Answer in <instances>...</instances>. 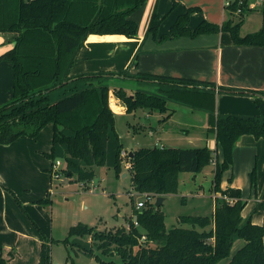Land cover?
I'll return each mask as SVG.
<instances>
[{
    "label": "trees",
    "instance_id": "1",
    "mask_svg": "<svg viewBox=\"0 0 264 264\" xmlns=\"http://www.w3.org/2000/svg\"><path fill=\"white\" fill-rule=\"evenodd\" d=\"M145 2L0 0V32L16 34L13 47L0 55V62L8 60L14 68L13 96L0 106V144H11L21 136L36 137L51 123L52 146L45 155L53 164L57 159L63 160L62 172L66 177L87 186L95 176V166L113 168L117 175L130 174L132 186L146 194L147 200L141 210L134 209L135 219L130 217L128 227L99 229L80 222L71 227L64 239L103 264H264V224L254 223L251 217L244 220L247 201L241 189L222 188L224 173L234 163L238 139L244 134L264 139V92H250L259 110L257 115L218 114L213 81L153 73L136 76L128 71L118 73L168 84L169 100L206 110L207 131L215 134L217 144L216 149L207 145L141 147L125 158L121 155L124 146L116 129L115 113L109 104L111 86L106 83V78L116 73L71 75L77 54L90 34L137 36L138 23L132 14ZM226 9L228 17L221 24L203 20L192 29L191 15L200 8L189 7L172 25L171 36L195 37L227 31L236 45L264 47V5L261 28L245 35L241 34V28L251 10L249 0H230ZM162 21L163 17L154 10L147 33L157 37ZM55 90L61 94L53 101L51 94ZM224 90L220 87L218 91ZM114 92L126 104L128 113L140 109L147 113L171 110L169 119L175 112L168 107L166 99L143 90L133 96L123 87L114 88ZM124 160L130 163L126 170ZM213 163V191L220 195L215 197L212 215H183L179 222L193 227L180 224L168 229L165 213L149 199L178 193L180 173L196 174ZM250 176L252 186L256 187V167ZM208 226L211 227L207 229ZM237 239H242L244 244L232 254ZM152 241L156 246L150 245ZM95 249L105 256L118 257L120 262L104 260ZM0 264L12 262L1 254ZM40 264H53L47 242L41 245Z\"/></svg>",
    "mask_w": 264,
    "mask_h": 264
},
{
    "label": "crops",
    "instance_id": "2",
    "mask_svg": "<svg viewBox=\"0 0 264 264\" xmlns=\"http://www.w3.org/2000/svg\"><path fill=\"white\" fill-rule=\"evenodd\" d=\"M263 2L264 0H249L250 8L257 9V12L260 10L262 14L259 5ZM189 7L200 8L191 15L189 27L192 29L203 20L221 24L228 17L226 0H146L144 5L132 14V18L138 23L137 36L90 34L77 54L71 68V75L106 71L116 73L112 76L114 78L123 79L122 84H110L109 104L115 116L129 113L126 104L115 94L114 88L126 89L131 82L160 84L118 74L124 71L134 76L139 73H153L213 81L216 83L217 92L220 87L231 92L223 95L218 92L219 98L216 103L218 114L257 115L259 110L255 98L249 93L264 92V47L236 45L232 35L227 31L201 33L195 37L188 35L172 37V25ZM154 10L163 17L157 37L147 33ZM15 35L12 32H0V55L13 47ZM163 35L168 36L162 38ZM13 88V64L8 60H2L0 62V106L12 98ZM185 106L187 114L190 115L197 114L198 110H204ZM204 112L207 114H203V124L200 127L207 129L208 112L206 110ZM176 114L175 110L167 122L173 120ZM187 114L184 116L185 120L190 117ZM146 116L150 117V113H146ZM190 126L196 128L194 124ZM181 129L187 134L190 132V128ZM53 130V124L50 123L37 137L21 136L11 144H0V255L1 252L8 251L6 258H10L12 264H20L21 260L22 264L39 262L43 238L38 231V225L44 232L45 224L48 223V211L45 205L38 201L45 198V193L50 186L49 177L45 171L50 169V165L43 153L51 149ZM166 131L169 129L166 128ZM179 133H163V135L166 142L174 143L173 134ZM205 133L204 141L206 142L202 146L207 145L216 149L215 134L208 131ZM161 145L167 144L161 142ZM259 155L262 160L264 139L256 138L252 134L242 135L234 148L235 168L232 165L224 173L222 188L241 189L243 199L247 201L246 207L249 204L251 208L249 212L244 208L243 217H246V220L251 217L254 223L264 224L260 220L261 217L264 218L262 208L264 196L263 193L258 194L261 191L258 182L256 187L252 186L250 176L256 167L257 181L258 177L264 181V173L262 174L259 167ZM240 164L245 165V169L240 168ZM214 169L215 164H210L201 172L192 173L193 178L197 181L199 175L207 176L211 173V189H213ZM230 178H232L231 182ZM14 196L21 201V205L17 203ZM255 207L259 209L253 212ZM31 220L35 221L37 226ZM243 244L244 242L234 251L232 250V254Z\"/></svg>",
    "mask_w": 264,
    "mask_h": 264
},
{
    "label": "rangeland",
    "instance_id": "3",
    "mask_svg": "<svg viewBox=\"0 0 264 264\" xmlns=\"http://www.w3.org/2000/svg\"><path fill=\"white\" fill-rule=\"evenodd\" d=\"M263 5L264 2L259 5V9H262ZM256 10L251 9L250 12L252 13L246 17L241 28L242 35L253 32L261 26L262 14L260 13V10L258 12ZM122 75L127 76L126 74ZM121 82H123V79H117L112 76L106 78V83L109 85H119ZM157 85L131 82L130 85H128L129 87L126 88L128 91L125 88L124 89L127 93L130 92L131 95H134L138 90H143L166 99L168 107L176 110V117L167 122L171 110H167L166 112L156 110L150 112V117H147V110L144 109H140L135 114H119L118 116H115L116 129L119 133L124 149L130 153L137 148L161 145V142L168 146L182 148L200 147L204 145L206 142L204 140H206L205 132H207V129L200 126L203 124L202 118L204 117L203 114L206 112H204V110H198L197 114H187L188 112L185 110V105L169 100L166 93L169 88L168 84L160 83ZM219 93L223 95L231 92L224 90ZM219 93L217 94V98H219ZM60 94L61 92L59 90L52 92L51 98L53 101L58 99ZM186 114L190 116L188 120L184 119ZM193 124L196 128L190 126ZM166 128H168L169 131H166ZM181 128H190V132L187 134ZM153 129H156L154 135L152 132ZM174 132H180V135L173 134L174 140L172 141H174V143L166 142L163 133ZM43 154L50 165L49 168H53L54 164L52 159L48 158L45 155V152ZM259 159V167L261 168V170H259L263 174L264 162L262 160H264V158L261 160V155H259ZM235 165L236 164L234 163V168ZM240 168L245 169V165L242 166L240 164ZM126 169L128 168L125 167V170ZM94 170L95 176L87 186L83 185L81 182L73 180L74 178L66 177L64 171L61 172L60 178H56L55 176L52 177V170H45L50 183L44 198L48 199L47 203L44 204L48 211V223L45 224L44 232L39 225V229L38 227L37 229L43 238L42 243L47 242L50 246V254L53 264H103L95 257H90L85 254L77 246L64 242V239L68 237L71 227L80 222L95 226L99 229H111L119 226L128 227V220L130 217L134 216V209H138L136 206L137 202L139 200H147L146 194L134 189L131 176L128 172H123L120 175H117L113 168L107 166H95ZM124 174L126 175L124 176ZM257 182L259 190L261 189L258 194L261 195L263 193L264 196V181L258 177ZM211 185V173L207 176L199 175L198 180L195 181L192 173L182 172L179 178V192L166 196V199L160 206L161 210L165 213L166 227L169 229L180 224L188 228L193 227L188 223H181L178 221V218L183 215L211 216L215 208L214 198L220 195L211 189ZM129 191H131V193H129ZM16 196H14L15 200L21 205V201L16 199ZM157 197L158 196H152L149 200L155 205ZM252 204H254L253 201ZM245 208L247 212L251 209L249 204L247 207L245 206ZM257 209H259V207H255L253 212ZM244 220H246V217H244ZM260 220L261 223H264L263 217H261ZM33 223L35 225L37 224L35 221ZM210 227L211 226H208L207 229ZM197 229L201 228L197 227ZM243 242V240L237 239L234 243L233 251ZM150 245L156 246V242L152 241L150 242ZM95 251L97 250L95 249ZM99 253L104 260L114 259L115 261L120 262L118 257L113 258L105 256L101 252ZM1 254L6 257L9 253L8 251H4L3 253L1 252ZM20 264H22V260ZM37 264H40V252L39 262Z\"/></svg>",
    "mask_w": 264,
    "mask_h": 264
},
{
    "label": "built area",
    "instance_id": "4",
    "mask_svg": "<svg viewBox=\"0 0 264 264\" xmlns=\"http://www.w3.org/2000/svg\"><path fill=\"white\" fill-rule=\"evenodd\" d=\"M230 4V0H226V6ZM121 155L125 158L129 156V152L127 150H123ZM125 166L128 168L130 167V163L127 160H124ZM62 167H63V160L62 159H57L56 162L54 163V166L52 168V176H55L56 178L61 177V172H62ZM138 209H142L143 207L146 206V200H139L136 204ZM143 240L146 239L144 236L142 238Z\"/></svg>",
    "mask_w": 264,
    "mask_h": 264
},
{
    "label": "water",
    "instance_id": "5",
    "mask_svg": "<svg viewBox=\"0 0 264 264\" xmlns=\"http://www.w3.org/2000/svg\"><path fill=\"white\" fill-rule=\"evenodd\" d=\"M133 96V95H132ZM130 155H133V151L132 152H130L129 153ZM125 175V174H124ZM165 195H159L158 197H157V202H156V204H155V207L158 209L160 206H161V204L163 203V201L165 200ZM55 264H57V263H55Z\"/></svg>",
    "mask_w": 264,
    "mask_h": 264
}]
</instances>
